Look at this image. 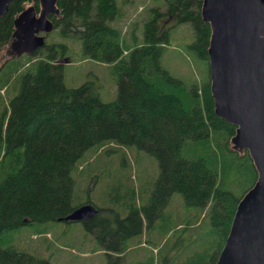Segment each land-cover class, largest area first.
<instances>
[{"label": "trees", "instance_id": "obj_1", "mask_svg": "<svg viewBox=\"0 0 264 264\" xmlns=\"http://www.w3.org/2000/svg\"><path fill=\"white\" fill-rule=\"evenodd\" d=\"M30 3L38 9L37 0H11L0 16V53L7 52L13 39L15 16ZM163 3L164 10L158 5L147 8L140 40L128 43L110 23L122 14L116 0H57L61 17L49 18L59 39L46 40L31 53L34 59H11L0 66V264H53L30 251L1 245L8 231L45 221H81L104 249L106 264H125L128 240L167 218L165 209L174 192L196 208L184 223L173 226L180 223L186 232L200 215L207 216L215 238L206 253L177 263L163 256L156 264L215 263L236 204L256 179V170L247 151L230 147L235 126L214 112L207 62L210 26L202 20L201 0ZM184 22L193 34L187 50L207 64L202 80L187 86L160 63L172 28ZM69 39L80 40L83 58L111 63L115 98L102 99L89 80L65 84L61 59H69ZM13 79L18 87L6 100L1 90ZM186 139L206 148L209 156H183ZM108 142L134 146L154 157L158 174L147 197L141 203L130 200L120 186L114 196L118 207L93 202L98 210L92 218L58 220L91 202L88 196L75 198L72 172L87 153ZM129 195L134 197V190ZM129 262L155 264L152 259Z\"/></svg>", "mask_w": 264, "mask_h": 264}, {"label": "rangeland", "instance_id": "obj_2", "mask_svg": "<svg viewBox=\"0 0 264 264\" xmlns=\"http://www.w3.org/2000/svg\"><path fill=\"white\" fill-rule=\"evenodd\" d=\"M116 1L122 14L110 23L119 27L123 39L130 42L134 38L140 40L142 22L149 6L158 5L163 10L165 8L164 0ZM54 32L51 30L46 40L53 39ZM54 38L59 39L58 36ZM192 38L190 25L186 22L178 24L172 28L169 43L164 44L160 57L162 67L181 79L185 86L200 82L207 71L206 59L197 57L186 48ZM68 42L71 45L69 59H61L64 64L65 84L77 86L84 80H89L102 99L115 98L117 86L111 63L83 58L80 40L69 39ZM34 58L36 57L31 53L9 57L7 52H2L0 66L11 59H20L23 63ZM16 85L17 80L13 79L1 90L6 100L15 93L12 88ZM180 94L185 96L184 90ZM97 150L93 151L95 153H87L72 172L75 179V198L78 196L79 200H86L88 196L91 202L98 206L118 207L114 196L118 192L117 187L120 189L121 186L120 192L126 193V198H134L138 203L143 202L158 174L154 157L134 146H121L115 142H108ZM181 152L183 156H209L206 148L193 144L190 139L185 140ZM131 189L134 190V197L129 195ZM195 208L187 206L181 194L174 192L165 209L167 218L158 219L151 228L145 227L140 235L128 240L124 255L125 264L146 259H152L156 264L163 256L173 257L177 263L196 252L206 253L215 238L207 216L203 218L200 215L199 221L186 232L180 227V223H184L185 217L194 213ZM176 222H180L176 226L178 228L173 226ZM7 233L1 240L3 247L13 245L49 258L53 264H106L107 261L104 249L99 246L94 236L83 228L81 221L31 222ZM197 233L199 236L196 240Z\"/></svg>", "mask_w": 264, "mask_h": 264}, {"label": "water", "instance_id": "obj_3", "mask_svg": "<svg viewBox=\"0 0 264 264\" xmlns=\"http://www.w3.org/2000/svg\"><path fill=\"white\" fill-rule=\"evenodd\" d=\"M10 1L0 0V16ZM37 1L38 9L30 3L15 16L9 57L43 46L54 29L49 15L61 17L57 0ZM200 14L210 26L207 62L214 112L235 126L230 146L247 151L256 170L214 264H264V0H201ZM97 210L84 202L58 220H87Z\"/></svg>", "mask_w": 264, "mask_h": 264}, {"label": "crops", "instance_id": "obj_4", "mask_svg": "<svg viewBox=\"0 0 264 264\" xmlns=\"http://www.w3.org/2000/svg\"><path fill=\"white\" fill-rule=\"evenodd\" d=\"M135 39V38H134ZM134 39H133V41H134ZM129 43H132V42H130L128 39H126Z\"/></svg>", "mask_w": 264, "mask_h": 264}, {"label": "bare ground", "instance_id": "obj_5", "mask_svg": "<svg viewBox=\"0 0 264 264\" xmlns=\"http://www.w3.org/2000/svg\"><path fill=\"white\" fill-rule=\"evenodd\" d=\"M92 203V202H91Z\"/></svg>", "mask_w": 264, "mask_h": 264}]
</instances>
